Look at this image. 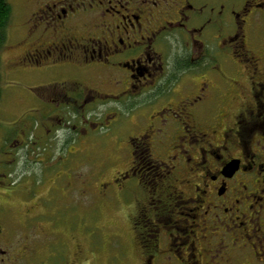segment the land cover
I'll list each match as a JSON object with an SVG mask.
<instances>
[{"label": "flooded vegetation", "instance_id": "obj_1", "mask_svg": "<svg viewBox=\"0 0 264 264\" xmlns=\"http://www.w3.org/2000/svg\"><path fill=\"white\" fill-rule=\"evenodd\" d=\"M28 2L9 64L45 77L34 144L106 132L135 264H264V0ZM6 231L0 264L28 261Z\"/></svg>", "mask_w": 264, "mask_h": 264}, {"label": "rangeland", "instance_id": "obj_2", "mask_svg": "<svg viewBox=\"0 0 264 264\" xmlns=\"http://www.w3.org/2000/svg\"><path fill=\"white\" fill-rule=\"evenodd\" d=\"M8 1L7 46L0 50V224L15 242L33 249L21 264H41L50 249L56 257L45 258L53 264H76L77 259V264H135L129 193L120 192L113 181L106 183L111 150L106 132L99 131L92 145H77V153L62 150L56 139L45 150L34 144L32 131L42 133L41 124L24 101L45 77L9 64V49L16 45L29 2ZM257 35L264 39V26ZM13 138L24 142L13 145ZM62 241L69 246H59Z\"/></svg>", "mask_w": 264, "mask_h": 264}, {"label": "trees", "instance_id": "obj_3", "mask_svg": "<svg viewBox=\"0 0 264 264\" xmlns=\"http://www.w3.org/2000/svg\"><path fill=\"white\" fill-rule=\"evenodd\" d=\"M10 5L7 3V0H0V48L2 43L6 38V29L8 25V20L10 17ZM1 92V87H0Z\"/></svg>", "mask_w": 264, "mask_h": 264}]
</instances>
